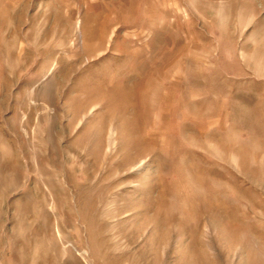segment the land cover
<instances>
[{
    "label": "rangeland",
    "instance_id": "rangeland-1",
    "mask_svg": "<svg viewBox=\"0 0 264 264\" xmlns=\"http://www.w3.org/2000/svg\"><path fill=\"white\" fill-rule=\"evenodd\" d=\"M0 264H264V0H0Z\"/></svg>",
    "mask_w": 264,
    "mask_h": 264
}]
</instances>
